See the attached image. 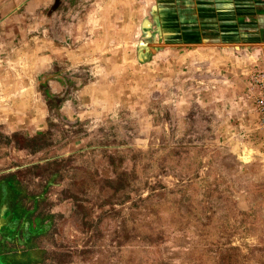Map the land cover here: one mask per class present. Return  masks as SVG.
Here are the masks:
<instances>
[{"label": "crops", "instance_id": "crops-1", "mask_svg": "<svg viewBox=\"0 0 264 264\" xmlns=\"http://www.w3.org/2000/svg\"><path fill=\"white\" fill-rule=\"evenodd\" d=\"M37 3L0 0V126L10 125L15 129L25 126L30 132L36 129L34 134L43 133L52 104L62 120L88 112L102 116L111 105L127 110L137 121H146V153L156 149L159 152L157 160L147 159L150 164L159 161L182 164L184 148L190 153L198 151V138L203 133L200 130L205 129L197 123L195 108L204 104L200 111L210 113L208 118L214 119L215 112L224 107L219 117L222 122L245 120L246 105L235 100L240 93L235 91L231 74L238 70L246 72L247 63L253 60L264 63V0H84L79 1V13L75 17L60 21L55 35L42 28L46 22L39 17ZM24 10L30 12L29 18L23 16ZM10 21L29 23L37 29L26 36L24 43L18 41L11 46L14 58L7 61L2 43ZM73 69H78V74H73ZM44 77L48 83L40 88L39 78ZM55 95L57 103L49 102V97ZM168 108L173 111L174 120L169 130L164 124ZM169 132L178 138L179 150L173 159L162 153ZM222 145L223 154L232 156L234 164H254V167L264 164L256 155L255 146L251 151L241 141L233 142L229 138ZM189 163L199 164V160L190 159ZM100 167L96 166L97 171ZM108 170L111 172V166ZM106 182L117 188L112 177ZM70 191L81 197L78 191ZM57 196L62 198L60 194ZM70 197L60 200L84 202ZM34 198L31 197L32 206ZM56 198L52 207L59 208H52L50 213L55 211L63 213L62 217H70V205L66 209ZM31 211L21 209L15 215L14 228L21 234L20 239L14 234L16 241L27 243L49 231L50 213L35 214L41 220L32 229L28 220ZM77 213H80L75 215L77 227L73 225V228L84 235L91 227L86 223V215L79 210ZM126 216L104 217L106 224L103 222L104 228L97 225L101 235L96 237L95 253L89 258L85 256L83 242H72L70 234L63 247L52 245V238L57 236L53 232L49 240H42L37 246L26 244L9 257L7 252H0V258L5 256L6 264H59L49 259L57 251L67 257L64 264H114L115 245L122 251L129 247V242H136L132 236H122L126 228L120 221L126 220ZM63 225L66 230L67 223ZM61 226L59 221L57 227ZM132 233L143 248L146 234H154L146 233V229L141 233L134 229ZM171 243L162 248L165 264L179 260L167 257L166 251L177 250ZM35 251L47 257L42 260L34 255ZM181 251H178L180 255ZM122 262L129 264L128 259Z\"/></svg>", "mask_w": 264, "mask_h": 264}, {"label": "rangeland", "instance_id": "rangeland-1", "mask_svg": "<svg viewBox=\"0 0 264 264\" xmlns=\"http://www.w3.org/2000/svg\"><path fill=\"white\" fill-rule=\"evenodd\" d=\"M34 1L40 5L39 17L46 22L42 28L55 35L60 21L75 17L79 13V1L84 0ZM25 10L22 14L29 18L30 12ZM35 29L29 23L7 24L2 43L7 61L14 58L11 46L18 41L24 43ZM247 65L246 72L238 70L231 74L235 91L240 93L235 100L246 105L245 120L222 122L219 117L224 107L220 106L214 119L208 118L210 113L200 111L204 104L195 108L197 123L205 129L200 130L203 133L198 138V151L190 153L184 148L182 164L160 161L150 164L147 159L157 160L159 152L156 149L146 153V121H137L127 110L111 105L102 116L88 112L62 120L52 104L43 133L34 134L36 129L30 132L25 126L18 129L0 126V252L13 256L16 248L26 244L37 246L42 240H49L53 232L57 236L52 238V245L63 247L70 234L72 242H83L85 256L89 258L95 253L96 237L101 235L97 225L104 228V217L126 214V220L120 221L127 229L122 236H132L136 242H129V247L122 251L116 244L114 264H124L125 259L129 264H165L162 248L170 242L177 250L166 251L167 257L179 260L168 264H264V164L255 167L234 164L232 156L223 154L222 145L229 138L233 142L241 141L251 151L255 146L256 155L264 163V63L256 59ZM72 73L78 74V69ZM39 81L40 88L48 83L46 77ZM57 101L56 95L49 97V102ZM172 112L168 108L165 113L167 130L174 126ZM177 139L170 132L164 138L166 149L162 153L168 159H173L179 150ZM180 145L186 146L182 142ZM190 159L199 160V164H190ZM96 166H101L98 171ZM108 177L113 178L117 188L106 184ZM62 184L64 187L60 188ZM71 189L81 197L71 193ZM32 196H35L34 206ZM70 196L84 202L60 200ZM55 198L66 209L70 205V217H62L63 213L55 211L50 213L52 208H59L52 207ZM21 209H32L28 214L32 229L41 220L35 214L50 213L49 231L27 243L16 241L14 234L19 239L21 234L20 230L16 232L13 219ZM78 210L86 215V223L91 227V232L86 230L84 235L73 228L78 222ZM59 221L61 227H57ZM64 222L66 230H63ZM134 229L138 233L142 229L154 233L146 234L145 248L138 245V238L132 233ZM55 252L49 259L64 264L67 257ZM34 255L42 260L47 257L37 251ZM6 263V257H1L0 264Z\"/></svg>", "mask_w": 264, "mask_h": 264}]
</instances>
